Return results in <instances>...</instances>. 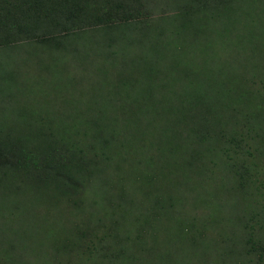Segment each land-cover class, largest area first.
<instances>
[{"label":"trees","instance_id":"16d2710c","mask_svg":"<svg viewBox=\"0 0 264 264\" xmlns=\"http://www.w3.org/2000/svg\"><path fill=\"white\" fill-rule=\"evenodd\" d=\"M99 1L74 0L73 4L72 0H0V46H8L7 41L16 45L33 40L48 47L54 45L59 49L61 45L66 48L67 44H60L63 40L48 36L45 29L50 24H60L66 31H78L83 26L96 24L107 10L98 13ZM115 1L109 5L104 28L131 30L133 35L129 41L138 51L129 65V74L108 86L111 88L107 94L97 92L100 105L61 114L46 106L34 109L31 102H37L30 99L28 109L21 107L14 112L15 120L10 121L11 124L0 121V208L11 209L10 216L15 215L18 222L16 228L0 231V238L4 235L2 241L10 248L4 256L10 264H14L13 254L9 253L13 252L10 235L18 239L16 244L21 250L35 244L33 241L38 237L42 241L37 242L42 245L46 244L43 239L48 238L55 255L66 258L65 264H92L99 256L101 262L110 261L109 264L125 261L132 264H211L207 254L211 240L197 232L192 220L184 223L181 219L179 205L182 200L175 204L159 160L165 155L167 158L175 145L190 153L214 147L216 162L213 157L211 162L222 168L229 164L224 161V157H228L224 143L230 129V119L224 115L225 107L241 102L246 89L236 78L235 66L224 61L213 49L243 43L256 49L260 35V43H264V12L244 7L248 0H189L184 8L176 6L162 16L163 23L167 19L170 23L168 29L159 39L154 37L157 41L152 39L140 49L141 41L145 43V39L152 38L148 29L153 26L151 16H140V9L135 12L137 14L129 9L125 11L123 3L126 0ZM130 1L140 8V0ZM127 37L121 39L129 48ZM58 51L52 50L54 54ZM8 90L11 85L1 74L0 93ZM148 116L147 123L141 125V119ZM167 117L168 125L161 126ZM147 131L157 132L151 160L159 168L149 174L147 163L131 174L138 186L146 189L143 192L151 201L141 211L142 222L148 227L139 229L130 249L118 245L119 249L113 251L114 237L107 232H96L97 228L89 234L75 233L77 227L67 232L62 230L63 236L53 229L46 235L39 234L38 230L44 229L45 219L39 218L38 205L50 201V205H60L64 210L74 208V197L83 183L80 172L85 149L91 147L107 156L114 142L122 145L127 141L124 134L133 138L137 132L142 138ZM85 136L91 142H86ZM234 190V187L227 189ZM151 194H155L153 199ZM154 239L167 245V249L156 253ZM215 245L222 249L217 260L223 264H250L248 256L253 252H257L259 261H264L263 242L250 238L243 241L230 235L228 240H216ZM136 260L143 262L136 263Z\"/></svg>","mask_w":264,"mask_h":264},{"label":"rangeland","instance_id":"374dc122","mask_svg":"<svg viewBox=\"0 0 264 264\" xmlns=\"http://www.w3.org/2000/svg\"><path fill=\"white\" fill-rule=\"evenodd\" d=\"M72 2L74 4V0ZM113 2L117 1H99L98 13L106 8L108 10ZM188 2L189 0H140L139 8L135 2L126 0L123 3L126 5L125 11L129 9L137 14L135 12L140 9V16H151L149 19L153 26L148 29L150 28L152 38L145 39V43L141 41L140 49L151 43L152 39L157 41L154 37L159 39L168 29L170 23L168 19L163 23L162 16L176 6H186ZM244 7L264 12V0H248ZM107 10L102 12L103 18L96 24L83 26L78 31H66L60 24H50L44 32L48 36L59 37L63 40L60 44H67L66 48L61 45L59 49L54 48V45L48 47L33 40L16 45L12 44L13 41H7L10 46H0V75L11 85V90L7 93H0V121L11 124L10 121L15 120L14 112L21 110V107L28 109L30 99L37 102H31L34 109L46 106L61 114L94 104L100 105L97 92L106 93L111 88L108 86L117 82L121 76L128 75L129 65L138 51V47L132 46L129 41L133 35L131 30L104 28L107 25V20L104 19L108 16ZM122 36H128L129 48L122 42ZM259 39L262 42L261 35ZM260 42L256 44V49L244 43L236 44L237 46H216L213 49L224 61L235 66L236 78L244 83L246 89L241 102L225 107L224 115L230 119V129L224 143L228 150V157H224V161L229 164L222 168L211 162L214 147L190 153L181 151L175 144H172L175 146H172L170 155L159 160L162 161L161 166H164L167 178L165 184L175 204L182 200L179 205L182 210L181 219L184 223L192 220L197 232L205 234L211 240V248L207 251L211 264H223L217 260L222 249L215 245L216 240H228L230 235H235L243 241L250 238L264 243V43ZM52 50L59 51L54 54ZM228 63L226 67L230 68ZM260 104L262 108L255 106ZM149 118L141 119L140 124L145 125ZM168 118L161 126L168 125ZM155 134L157 132L147 131L142 134V138L137 132L133 138L124 134L127 141H123L122 145L114 142L111 153L107 156L91 147L85 149L83 170L80 172L83 183L78 195L74 197V208L64 210L60 205H50V201L48 204L43 202L38 205V216L45 219L44 229L38 230L39 234L46 235L53 229L63 236V232L73 227H77L75 233L89 234L97 228L96 232H107L114 237L111 244L115 247L113 251L119 249V246L130 249L139 229L145 230L148 227L142 222L141 211L147 208L151 200L143 192L146 189L138 186L133 175L138 166L144 167L147 163L149 174L153 169L154 172L158 171L159 166L151 160L155 153ZM84 140L91 142L87 136ZM94 152L98 154L95 155ZM212 159L216 162V158ZM229 187H234V192L227 191ZM150 197L153 199L155 194ZM10 210L0 208V231L3 228L17 227L16 217L10 216ZM10 236L13 252L9 253L13 254L14 264L67 263L66 258L55 255L48 238L43 239L46 244L42 245L37 242L42 241L38 237L33 241L35 244L31 243V247L26 246L21 250V246L16 244L18 239ZM3 237L5 236L0 238V264H10L4 257L6 250L10 248L6 245L7 242L2 241ZM154 240L153 250L156 253L167 249V245H162L159 239ZM248 257H251L250 264L261 262L257 252ZM95 262L109 264L110 261L101 262L99 256L97 261L93 259L92 264ZM142 262L143 260H136V263ZM261 263L264 264V261ZM116 264L132 263L125 261Z\"/></svg>","mask_w":264,"mask_h":264}]
</instances>
